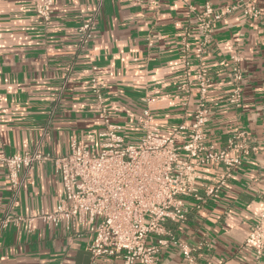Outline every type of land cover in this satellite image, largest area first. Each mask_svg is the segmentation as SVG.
Listing matches in <instances>:
<instances>
[{
    "label": "crops",
    "instance_id": "0c3cea01",
    "mask_svg": "<svg viewBox=\"0 0 264 264\" xmlns=\"http://www.w3.org/2000/svg\"><path fill=\"white\" fill-rule=\"evenodd\" d=\"M237 1L53 0L45 24L29 0H0V154L38 149L59 156L71 136L97 143L102 120L92 74L102 84L109 119L125 126L126 141L142 137L136 123L147 105L153 125L166 134L194 115L201 60L210 76L205 134L216 148L232 140L237 146L228 156L240 163L216 197L199 209L187 200L186 219L166 228L194 248L195 264H252L253 250L243 241L253 225H264V0H251L261 10L257 19L239 11L223 15L211 42L196 51L204 4L222 11ZM90 15L95 27L81 46L78 27ZM233 58L242 74L238 103L228 100ZM221 169L205 167L204 184L215 182ZM17 175L15 188L0 165V264H122L107 256L93 260L83 227L75 235L39 217L28 221L52 211L64 195L52 162ZM9 215L23 220L3 225ZM156 264H183L178 247L161 248Z\"/></svg>",
    "mask_w": 264,
    "mask_h": 264
},
{
    "label": "built area",
    "instance_id": "2783aa9c",
    "mask_svg": "<svg viewBox=\"0 0 264 264\" xmlns=\"http://www.w3.org/2000/svg\"><path fill=\"white\" fill-rule=\"evenodd\" d=\"M29 3L42 21L49 23L53 0H29ZM237 11L249 19L261 15V10L251 0H239L222 11L214 10L206 2L198 15L200 41L196 51L201 52L211 42L217 20ZM94 27V15L82 20L77 31L79 45L89 43ZM189 50L188 44L181 50L185 67L189 66ZM236 59L233 58V88L228 97L232 103L240 100L238 83L242 74ZM183 73L189 85L187 70ZM194 79L199 97L189 122L182 121L163 134L153 125L147 105L136 123L142 137L128 142L123 136L125 126L109 119L102 84L92 74L89 86L95 99V111L102 120L97 143L71 136L68 150L59 156L38 149L0 154V165L12 187L20 184L19 171L32 170L36 164L46 161L52 162L60 175L64 195L58 204L50 212L32 215L28 221L39 217L75 235L83 227L91 235L89 252L93 260L107 256L121 260L122 264H156L160 249L173 245L180 250L183 264H195L194 248L178 241L166 228V223L186 219L187 200L193 201L192 208L199 209L208 198L216 197L240 159L228 156L237 146L232 140L226 147L216 148L205 134L210 109L206 105L210 76L201 60ZM145 100L148 103V99ZM210 165H220L222 169L215 182L204 184L203 169ZM21 220L20 216L9 215L3 225ZM243 244L253 250L252 264H263L264 225H253Z\"/></svg>",
    "mask_w": 264,
    "mask_h": 264
}]
</instances>
